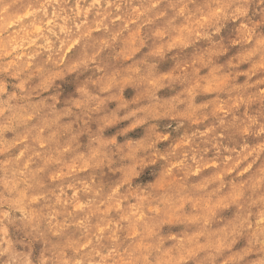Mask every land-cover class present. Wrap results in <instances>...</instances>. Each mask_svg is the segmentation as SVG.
Instances as JSON below:
<instances>
[{"label":"clouds","instance_id":"9594fccd","mask_svg":"<svg viewBox=\"0 0 264 264\" xmlns=\"http://www.w3.org/2000/svg\"><path fill=\"white\" fill-rule=\"evenodd\" d=\"M0 264H264V0H0Z\"/></svg>","mask_w":264,"mask_h":264}]
</instances>
